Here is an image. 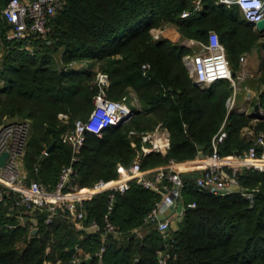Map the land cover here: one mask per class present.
Returning a JSON list of instances; mask_svg holds the SVG:
<instances>
[{"label":"trees","instance_id":"trees-1","mask_svg":"<svg viewBox=\"0 0 264 264\" xmlns=\"http://www.w3.org/2000/svg\"><path fill=\"white\" fill-rule=\"evenodd\" d=\"M6 2L2 1V8ZM2 8L0 91L8 96L4 106L27 113L23 117L32 121L24 160L31 176L55 182L61 166L70 160L72 147L62 142L61 133L80 117L76 114L92 109L97 65L110 73L112 97H120L130 86L144 106L121 124L106 127L101 135L87 133L78 163L81 185L116 177L118 162L133 160L129 131L134 126L150 129L163 121L171 132L166 154L146 156L144 166L150 167L170 158L211 152L213 136L222 126L227 132L218 142L222 154L244 150L252 143V135L243 134L251 116L226 105L234 90L231 81L222 78L209 86L196 84L183 60L187 46L169 36L156 39L150 31L155 24L170 23L178 26L182 37L207 40L214 28L227 47L233 71L238 72L240 55L264 34L244 18L238 4L202 0L196 8V0H63L50 21L48 36H31L34 50L24 47L26 39L7 38L11 24ZM184 10L191 12L183 16ZM79 57L91 61L68 66ZM243 83L263 86L258 101L264 109V56L258 76L245 77ZM32 103L45 110L39 119H33ZM61 111L73 115L70 125L60 123L57 113ZM254 127L264 130V118ZM239 179L256 189L253 197L241 191L199 189L193 178H187L188 201L196 205L186 207L178 227H171L167 237L145 218L158 194L135 180L118 194L112 219L119 232L105 240L100 232L77 228L73 216L62 208L47 223V208L30 212L13 199L0 200V264H56L57 260L87 264V255L99 264H161L162 255L167 256L166 264H264V171L248 168ZM106 199L103 192L86 201V221L94 216L101 219ZM33 215L38 218L36 232L31 229ZM134 230L138 233L132 236ZM103 242L105 250L99 258L96 251ZM75 253L81 254V262H69ZM50 256L53 262L47 263Z\"/></svg>","mask_w":264,"mask_h":264},{"label":"built area","instance_id":"built-area-1","mask_svg":"<svg viewBox=\"0 0 264 264\" xmlns=\"http://www.w3.org/2000/svg\"><path fill=\"white\" fill-rule=\"evenodd\" d=\"M216 2L226 3L228 6L238 4L244 18L251 21L256 29L262 30L257 22L264 18V0H216ZM201 6L202 0H196V8ZM62 7L63 0H7L2 8V15L11 24L7 38L26 39L24 47L34 50L31 36L47 37L51 29L50 21ZM190 12L191 10H184L182 15L186 16ZM152 29L153 35L159 38L165 28ZM198 41L199 48L183 55L190 75L199 81L201 86H209L219 79L228 78L234 87V94L228 97L227 104L229 109L235 108L239 84L251 72L248 69L233 71L227 47L218 30L210 29L208 39ZM194 42L195 39L191 38L190 43ZM245 58L246 56L242 55L241 61ZM143 66L148 68L149 63H144ZM93 84L96 86L93 108L86 116L75 118L73 125L61 133L62 142L72 147V153L70 160L61 166L55 182H46L31 176L25 166V154L32 129L31 119L9 118L0 123V154L8 151L5 163L0 164V200L13 199L16 206L24 205L30 212L37 207L47 208L45 217L47 223L52 222L58 214V208H62L70 212L78 228L100 232L105 240L107 235L119 232L112 214L118 194L126 192L133 180L158 194L145 218L156 223L163 237H167L172 223L183 217L186 207L196 205V201L184 199L187 179L183 176L184 172H200L199 176L188 177L194 179L199 189L241 191L253 197V192L245 190L239 176L248 168L264 171V130L254 131L252 143L246 149L222 154L218 142L227 134L222 126L213 136L211 152H199L192 158L181 160L170 158L162 164L144 166V160L149 153L166 154L169 151L171 132L163 121L157 122L150 129H130L131 144L135 149L134 158L127 165L118 162L119 174L116 177H101L91 184L81 185L78 179V163L81 160L87 133L101 135L109 125L116 124L123 118L124 121L130 119L136 105L134 102L133 105L130 103L129 94H124L120 98L110 95L111 76L106 70L96 69ZM61 115L67 113L61 112ZM103 192L107 193V199L101 219L94 216L86 221V201ZM31 219V229L34 232L38 229V218L33 215ZM104 250L105 242L96 251V255L101 258ZM82 260L81 254L75 253L69 262L78 263ZM160 262L166 264L167 256L162 255ZM58 263L66 264L61 260Z\"/></svg>","mask_w":264,"mask_h":264},{"label":"rangeland","instance_id":"rangeland-1","mask_svg":"<svg viewBox=\"0 0 264 264\" xmlns=\"http://www.w3.org/2000/svg\"><path fill=\"white\" fill-rule=\"evenodd\" d=\"M2 1L3 0H0V9L2 8ZM235 3H233L232 5H234ZM231 5V6H232ZM166 25V26H165ZM167 26H169L167 28ZM153 27H164V31L161 33L160 37L159 38H162L164 36H169L170 38H173L175 40H177L178 42L180 43H183L185 46H187V48L189 49L188 51H191L193 52L195 50V48H199L200 47V43L198 40H203L201 37L199 36H186V37H182L181 34H180V31H179V28L176 24H171L170 23H167V24H155L153 26H151L150 28V31L152 33V36L154 38H156L154 35H153ZM159 38H156V39H159ZM193 38L195 39V42L194 43H190V39ZM261 40H264V36L262 37ZM3 53V49L1 48L0 49V55ZM57 56H59V53H57ZM0 59H1V56H0ZM91 61V58L89 57H79V58H75L73 61H71L68 66H75V67H79L81 66V64H85L86 62H90ZM99 61V64H102L103 61L101 59H98ZM67 65H64V64H60L59 67L63 68V67H68ZM99 66L97 65L96 66V69H98ZM244 81V80H243ZM243 82L239 85L242 86ZM232 94H234V90L232 92ZM230 96V95H229ZM228 96V97H229ZM237 99H236V107L241 106V105H244V100L246 98V90H245V87H241L238 94H237ZM8 96H6V93L3 92V91H0V123L3 122L5 119H9V118H18V117H23V116H29L27 113L25 112H19V111H16L14 112L15 110H11L10 108H8L7 106H4V102H5V99L7 100ZM228 99V98H227ZM93 103H94V97H93ZM130 103L133 105V99L131 98L130 99ZM33 104V103H32ZM35 106H31L30 109H31V114L34 115L33 119L36 120V118H40V115L44 114L45 113V110L42 106H40L39 104H33ZM226 105L228 106L227 104V100H226ZM94 106V105H93ZM141 106V105H140ZM252 107V106H250ZM93 108V107H92ZM136 108H137V105H136ZM229 109V107H228ZM28 112V111H27ZM62 112V111H61ZM61 112H58L57 113V118L61 120H59L60 123H64V124H71L72 122V118H73V115H71L70 113L68 112H63V113H67V115H61ZM88 112L85 111V112H81L79 114H76L78 116H83V115H86ZM250 126V127H249ZM252 122L250 120L249 124H248V127H244V133L243 134H251V132L253 131V127H252ZM135 128V126H134ZM245 187V190H247L248 192H253L255 191L256 189L254 187H249L247 185L244 186ZM246 191V192H247ZM188 192H187V187H185L184 189V199L185 201H188ZM249 196V195H247ZM183 203L180 204V207H182ZM75 222V220H74ZM178 221H174L172 227L173 228H177L178 227ZM75 226L77 227V225L75 224ZM78 228V227H77ZM51 250V247L48 246L47 248V252H50ZM52 258H54L53 256H50V259H49V263L53 262V260H51ZM56 264H59L58 263V260L55 262ZM87 264H96V262H87Z\"/></svg>","mask_w":264,"mask_h":264},{"label":"crops","instance_id":"crops-1","mask_svg":"<svg viewBox=\"0 0 264 264\" xmlns=\"http://www.w3.org/2000/svg\"><path fill=\"white\" fill-rule=\"evenodd\" d=\"M168 27L169 26H167V28ZM263 36H264V34L261 35V37L258 39V41L249 50L243 52L240 55L239 62L241 64V68L239 70L248 69L251 72V74L248 75L247 77L258 76V74L260 73L262 62H263V56H264V40H261ZM242 55L246 56L244 61H241ZM243 80L241 81V83L243 82ZM242 86L245 87L246 98L244 100V105H241V106L238 105V107H236V108L243 110L244 112H246L247 114L250 115V113L255 109V104L257 102H260V101H258V98H259V93L262 90L263 86L254 85L251 83L250 84L249 83H243ZM242 86L240 85V88ZM127 89H128V91L125 92L124 94H129L130 99L131 98L133 99V102L137 105V108H142L144 106L143 105L144 103L142 102V100L138 96L137 92L130 86ZM123 95H121L120 97H122ZM120 97H116V98H120ZM136 105H134L135 108H136ZM250 106H252V107H250ZM261 108L263 109V107H261ZM260 119L261 118H256V117L251 116V122L253 125L252 126L253 132H251L252 137L254 136V131L256 132V129L254 126L258 122V120H260ZM246 126L248 127V125H246ZM243 133H244V128H243ZM199 152L202 153L203 151H199ZM173 223H172V225H173ZM80 251H81V248H80Z\"/></svg>","mask_w":264,"mask_h":264},{"label":"water","instance_id":"water-1","mask_svg":"<svg viewBox=\"0 0 264 264\" xmlns=\"http://www.w3.org/2000/svg\"><path fill=\"white\" fill-rule=\"evenodd\" d=\"M258 26L260 29H264V18L260 19L258 22H257ZM194 82L196 84H199L200 85V82L197 81V80H194ZM261 102H257L255 104V109L250 113V116L252 117H256V118H264V110L261 108ZM138 111V108H133L131 114L133 113H136ZM125 118H123L122 120H120L119 122H117L116 124L114 125H119L121 124L123 121H124ZM53 144H51V146H49V149L52 147ZM199 147H202V144H199ZM8 155V151H4L2 154H0V164H4L5 163V160H6V157ZM200 172L199 171H187V172H184L183 173V176L188 178V177H191V176H199ZM222 192H226V190H221ZM37 230H34V232H36ZM138 233V230H134L132 236L136 235ZM92 260V257H88L85 259L86 262H90ZM80 264V263H78Z\"/></svg>","mask_w":264,"mask_h":264}]
</instances>
